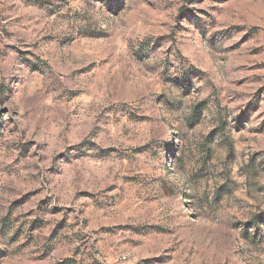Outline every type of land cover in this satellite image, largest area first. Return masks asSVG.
I'll list each match as a JSON object with an SVG mask.
<instances>
[{"label": "rangeland", "instance_id": "rangeland-1", "mask_svg": "<svg viewBox=\"0 0 264 264\" xmlns=\"http://www.w3.org/2000/svg\"><path fill=\"white\" fill-rule=\"evenodd\" d=\"M0 264H264V0H0Z\"/></svg>", "mask_w": 264, "mask_h": 264}]
</instances>
